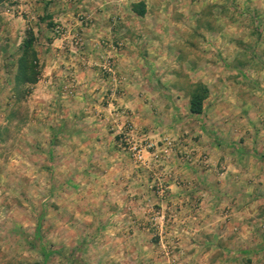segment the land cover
Here are the masks:
<instances>
[{
	"label": "crops",
	"instance_id": "crops-1",
	"mask_svg": "<svg viewBox=\"0 0 264 264\" xmlns=\"http://www.w3.org/2000/svg\"><path fill=\"white\" fill-rule=\"evenodd\" d=\"M135 1L113 0L107 5L101 0L98 6L105 11L109 6L111 20L96 22L100 39L87 35L86 50L80 54L86 59L112 55V75L122 89L107 103L100 102L107 80L90 78L94 72L88 65L79 71L85 79L80 86L95 96L94 101L84 100V118L93 119L89 108H95V123L102 124L86 132L80 147L100 156L93 180L100 202L113 205L98 216L115 219L107 228L114 237L109 244L117 259L113 264H264V126H248L244 115L232 114L227 97L219 99L231 83L230 60L242 57L233 44L245 40L252 23L232 21V0H139L141 14L131 8ZM238 2L240 9L260 13L259 26L264 27V0ZM135 26L141 38L129 33ZM111 28L120 29L119 48L107 47L110 43L104 40L115 34ZM247 38L259 47L264 44V36ZM94 39L95 56L90 53ZM218 58H223V67ZM195 81L206 84L208 93L201 110L190 112L189 90ZM159 91L161 98L154 94ZM112 105L117 117L110 125L106 118ZM249 106L258 111L264 101L256 99ZM118 109L134 124L135 136L141 132L151 139H174L164 159L136 164L119 148L116 127L123 115ZM105 125L113 131L107 132ZM188 147L206 152V165L184 161L182 150ZM157 180L164 185L162 195L153 190ZM81 181L87 184L86 178Z\"/></svg>",
	"mask_w": 264,
	"mask_h": 264
},
{
	"label": "rangeland",
	"instance_id": "rangeland-1",
	"mask_svg": "<svg viewBox=\"0 0 264 264\" xmlns=\"http://www.w3.org/2000/svg\"><path fill=\"white\" fill-rule=\"evenodd\" d=\"M100 1L0 0V264H113L117 261L109 245L113 236L107 231L115 219L98 217L113 207L111 203L102 204L97 196L99 188L93 179L101 163L100 156L86 154L80 147L87 139V131H97L102 126L99 121L95 123V108H89L93 119L84 118V100L94 101L95 96L93 91L84 92V86H80L85 81L80 78V69L88 65L94 72L90 78L107 80L100 102L107 103L111 96L122 91L119 84L118 90L110 93L111 73L102 67L104 60L113 66L112 55L80 57L81 50H86L84 38L101 36L96 34V22L111 20L109 6L106 11L102 10L98 6ZM102 1L107 5L113 2ZM232 1L229 13L232 21L246 19L252 25L250 32L244 34L245 40L238 41L237 37L239 43L233 44V49L242 57L234 55L230 60L228 80L231 83L228 90L219 93V99L227 97L233 105L232 114L244 115L248 126L257 128L255 122H262L263 127L264 106L256 111L249 103L256 99L264 101V44L259 47L255 39L247 38L264 36V27L259 26L262 17L255 11L240 9L238 0ZM111 30L115 34L110 33L104 39L110 45H104L119 48L122 45L117 37L120 29ZM30 32L32 43L25 56V80L17 81L15 72L22 40ZM141 32L139 26L129 29V33L140 38ZM96 41L90 45L94 56ZM67 58L74 64L69 65ZM216 61L218 66H224L223 58ZM156 93L158 98L162 97L161 91ZM116 108L114 105L109 108L107 124L114 123L111 119L117 117ZM120 113L123 123L128 117ZM122 123L116 127L118 130ZM104 128L107 132L113 131L107 126ZM117 140L120 148L121 139ZM83 178L87 184L81 181ZM122 207L128 210L126 205ZM147 238L153 239L155 235L148 234Z\"/></svg>",
	"mask_w": 264,
	"mask_h": 264
},
{
	"label": "built area",
	"instance_id": "built-area-1",
	"mask_svg": "<svg viewBox=\"0 0 264 264\" xmlns=\"http://www.w3.org/2000/svg\"><path fill=\"white\" fill-rule=\"evenodd\" d=\"M102 67L109 73H111L112 86L110 87V93L114 94L118 90V81L112 75V65L108 60H104ZM121 112V111H120ZM116 115V112H114ZM121 133V147L128 154L132 162L141 165H152L159 160L164 159L167 156L168 150L174 145V140L166 135H159L157 139H151L144 133L140 132L139 136H135V126L127 118L119 126ZM182 157L190 162H199L202 165H206L208 162V156L204 151H198L195 148L188 147L182 150ZM154 190L159 195L164 193V185L160 180L154 183ZM157 216L162 214L157 210H154Z\"/></svg>",
	"mask_w": 264,
	"mask_h": 264
},
{
	"label": "trees",
	"instance_id": "trees-1",
	"mask_svg": "<svg viewBox=\"0 0 264 264\" xmlns=\"http://www.w3.org/2000/svg\"><path fill=\"white\" fill-rule=\"evenodd\" d=\"M132 10L137 13L141 14L143 12V3L141 1H136L131 4ZM32 43V32H30L29 36L22 40V53L18 57L15 78L17 81H24L26 75V63H25V56L27 49L30 48ZM34 55V53H33ZM207 93V87L199 82H193L192 88L189 92L188 98V109L190 112H199L201 110L202 99L205 97ZM45 255L47 251L45 248L42 249Z\"/></svg>",
	"mask_w": 264,
	"mask_h": 264
}]
</instances>
